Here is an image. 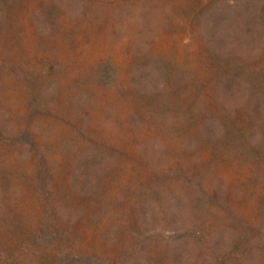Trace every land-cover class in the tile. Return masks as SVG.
I'll list each match as a JSON object with an SVG mask.
<instances>
[{
	"label": "rangeland",
	"instance_id": "374dc122",
	"mask_svg": "<svg viewBox=\"0 0 264 264\" xmlns=\"http://www.w3.org/2000/svg\"><path fill=\"white\" fill-rule=\"evenodd\" d=\"M213 1L0 0V264H264V29L222 99Z\"/></svg>",
	"mask_w": 264,
	"mask_h": 264
},
{
	"label": "trees",
	"instance_id": "16d2710c",
	"mask_svg": "<svg viewBox=\"0 0 264 264\" xmlns=\"http://www.w3.org/2000/svg\"><path fill=\"white\" fill-rule=\"evenodd\" d=\"M214 0L210 5L203 8L194 17L199 29L202 31L204 43L207 51L212 55L214 65L221 67L220 76L223 77L218 83V95H234L235 89L239 91L241 82H245L248 87L246 77H250L247 72L240 69L237 57L235 60L234 44H238L239 39L237 31L242 29L245 32V38L250 34L252 26H260L264 29V0ZM253 24L251 26V23ZM251 26V27H250ZM238 36V37H237ZM245 78V80H244ZM264 104L259 103L251 108V123H255V117L264 111L260 110ZM81 160L83 166H88L89 161ZM89 168V167H88ZM190 183L199 192L200 186L193 181ZM202 242V240H200ZM207 264V263H206Z\"/></svg>",
	"mask_w": 264,
	"mask_h": 264
}]
</instances>
